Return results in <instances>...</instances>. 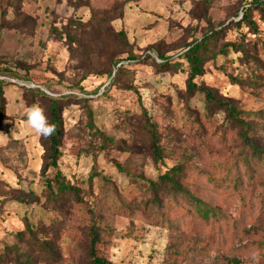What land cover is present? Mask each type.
<instances>
[{"label": "rangeland", "instance_id": "374dc122", "mask_svg": "<svg viewBox=\"0 0 264 264\" xmlns=\"http://www.w3.org/2000/svg\"><path fill=\"white\" fill-rule=\"evenodd\" d=\"M113 1L91 4L106 8ZM256 1L264 6V0L130 1L114 27L126 31L137 60H124L115 77L105 44L70 47L55 34L53 23L88 22V6L0 0V67L30 78L0 84V264H19L15 248L28 249L32 236L59 253L53 260L34 255L37 264H90L93 214L105 238L100 252L112 264H264V175L251 186L242 173L236 191L219 179L223 161L232 157L222 138L226 111L208 109L203 93L188 89L192 66L183 54L188 44L218 31L200 49L203 72L194 81L235 103L264 145V7ZM30 86L60 99L57 169L46 137L26 116L39 105L51 121L50 100L27 92ZM146 114L163 161L154 158ZM179 163L195 168L189 182L222 214L205 219L187 205H167L164 215L151 209L155 217L138 212L146 180ZM56 170L79 189L81 202L70 191L51 193Z\"/></svg>", "mask_w": 264, "mask_h": 264}, {"label": "trees", "instance_id": "16d2710c", "mask_svg": "<svg viewBox=\"0 0 264 264\" xmlns=\"http://www.w3.org/2000/svg\"><path fill=\"white\" fill-rule=\"evenodd\" d=\"M67 1L74 7L88 6L91 10V17L86 23H83L81 20L69 18L61 22V27H58L55 23L52 24L54 30H56L55 34H59L60 37H65L64 39L69 42L68 45L70 47H74V45L87 40L95 46L101 43L105 44L103 53L107 57L109 65L113 67L112 71H115V77L118 76L122 68L125 67V65L122 64L124 60H137L136 55L129 53L131 45L126 31L124 29L118 30L114 27V21L122 20L125 17L126 6L132 0H114L112 5L106 8L92 6V0ZM254 5L264 7L261 1H256ZM249 6L243 9L244 18L248 16ZM217 32V30L212 29L200 40H196L193 44H188L183 54L187 57L192 66L190 76L187 80L188 89H195L202 92L208 109H211L213 106H218L226 111V122L224 123L225 127L222 129V138L223 142L227 143L232 152V157L223 161V167L220 173L221 178L219 179L223 181L228 188L236 191L243 186L244 178L242 173L248 175L251 186L254 177H261L264 175V145L251 135L253 126L249 121L240 116L241 112L235 103L230 100L219 99L212 89L207 86H199L194 81L195 78L203 72L200 49L204 42ZM124 53L128 54L126 58L123 56ZM160 56L164 59L165 65L170 62V57ZM146 57L150 58L151 56L146 55ZM139 59L140 58H138V60ZM12 69L13 68L0 67V74L6 78H16L24 81L30 80L27 76V72L25 74H20L18 70ZM85 78L86 76L82 77L83 80ZM8 82L9 81L6 80H0V84H7ZM26 91L39 95L43 97V99L50 100V122L55 125L56 130L53 135L47 137L44 141L48 144V149L50 150L49 159L51 165L57 169V160L61 155L60 139L63 134L60 99L47 95L39 87H28ZM0 116L5 117V112L2 111ZM145 123H147L151 133L150 141L154 158L157 161H163L164 155L162 147L159 144L157 129L154 124L150 122L147 114ZM195 173V168L190 164L179 163L168 167L156 179H147L145 192L142 196L143 208L138 210V212L141 215L155 217L150 212L151 209L164 215L167 205L169 206L167 207L168 210L171 209V206L183 208V205H187L188 207L194 208L196 212L201 214L205 219L216 218L217 215L219 216L222 214L206 197L196 191L194 189L195 187L189 182L190 176ZM198 173L205 174L202 170H199ZM55 174V185H52V182L48 185L51 189V193L60 195L65 191H70L74 194L75 199L81 202L79 189L76 186L65 183L61 179L62 174L59 170H56ZM211 179L209 180L210 182H212ZM87 227L89 239L87 256L90 264H112L109 259L100 252V246L105 243V238L103 229L97 223L94 214L92 221ZM27 229L30 231L35 230L33 225L29 226ZM16 234L17 236H22L24 232H17ZM15 251L17 252V261L19 264L20 258H24V262L21 264H37L34 255L52 260L59 257V253L53 248L50 242L38 236L31 237L28 249L22 250L17 246Z\"/></svg>", "mask_w": 264, "mask_h": 264}, {"label": "clouds", "instance_id": "9594fccd", "mask_svg": "<svg viewBox=\"0 0 264 264\" xmlns=\"http://www.w3.org/2000/svg\"><path fill=\"white\" fill-rule=\"evenodd\" d=\"M28 125L39 135L50 137L55 133L56 127L52 124L44 110L39 105H33L26 114Z\"/></svg>", "mask_w": 264, "mask_h": 264}, {"label": "built area", "instance_id": "2783aa9c", "mask_svg": "<svg viewBox=\"0 0 264 264\" xmlns=\"http://www.w3.org/2000/svg\"><path fill=\"white\" fill-rule=\"evenodd\" d=\"M0 80H6L7 81L8 78H6V77H4L3 75L0 74ZM24 85H26V84H24ZM30 87H32V86H30ZM34 87H36V86L34 85Z\"/></svg>", "mask_w": 264, "mask_h": 264}]
</instances>
